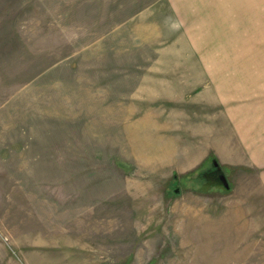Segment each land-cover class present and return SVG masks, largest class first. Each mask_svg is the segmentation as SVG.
Listing matches in <instances>:
<instances>
[{"label":"rangeland","instance_id":"rangeland-1","mask_svg":"<svg viewBox=\"0 0 264 264\" xmlns=\"http://www.w3.org/2000/svg\"><path fill=\"white\" fill-rule=\"evenodd\" d=\"M263 85L264 0H0V264H264Z\"/></svg>","mask_w":264,"mask_h":264},{"label":"crops","instance_id":"crops-1","mask_svg":"<svg viewBox=\"0 0 264 264\" xmlns=\"http://www.w3.org/2000/svg\"><path fill=\"white\" fill-rule=\"evenodd\" d=\"M261 95V101L251 102L245 112L238 109L234 111L231 107L228 117L230 126L224 118H219V123L213 120L211 127L216 149L228 150L230 155L229 166L223 165V162L216 158L220 165L227 166L228 169L235 165H245L247 183L251 185L254 194L261 195L264 202V85ZM218 132L221 134L220 139Z\"/></svg>","mask_w":264,"mask_h":264},{"label":"water","instance_id":"water-1","mask_svg":"<svg viewBox=\"0 0 264 264\" xmlns=\"http://www.w3.org/2000/svg\"><path fill=\"white\" fill-rule=\"evenodd\" d=\"M214 164H215L217 170H221L222 169V166L220 165V163L218 162L217 159L214 160ZM220 179L223 182V184H224L225 187L228 188L230 186L229 185V181L227 179V176H226V174L224 172H221L220 173Z\"/></svg>","mask_w":264,"mask_h":264}]
</instances>
